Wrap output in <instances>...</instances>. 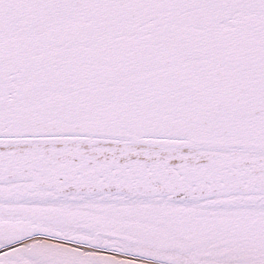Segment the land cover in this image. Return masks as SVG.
I'll list each match as a JSON object with an SVG mask.
<instances>
[{"label":"snow or ice","instance_id":"snow-or-ice-1","mask_svg":"<svg viewBox=\"0 0 264 264\" xmlns=\"http://www.w3.org/2000/svg\"><path fill=\"white\" fill-rule=\"evenodd\" d=\"M0 264H264V0H0Z\"/></svg>","mask_w":264,"mask_h":264}]
</instances>
